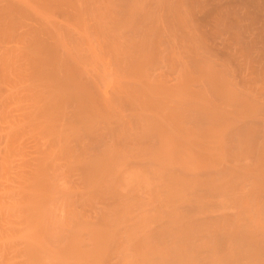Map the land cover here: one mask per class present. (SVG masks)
Segmentation results:
<instances>
[{"label":"bare ground","instance_id":"bare-ground-1","mask_svg":"<svg viewBox=\"0 0 264 264\" xmlns=\"http://www.w3.org/2000/svg\"><path fill=\"white\" fill-rule=\"evenodd\" d=\"M0 264H264V0H0Z\"/></svg>","mask_w":264,"mask_h":264}]
</instances>
